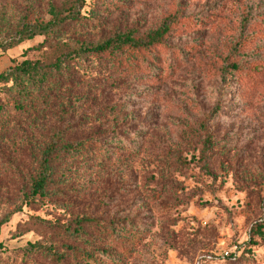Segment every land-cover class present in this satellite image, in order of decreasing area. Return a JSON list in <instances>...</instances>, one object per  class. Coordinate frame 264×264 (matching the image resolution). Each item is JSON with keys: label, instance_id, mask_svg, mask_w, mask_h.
Instances as JSON below:
<instances>
[{"label": "rangeland", "instance_id": "374dc122", "mask_svg": "<svg viewBox=\"0 0 264 264\" xmlns=\"http://www.w3.org/2000/svg\"><path fill=\"white\" fill-rule=\"evenodd\" d=\"M68 15L59 47L35 50L36 36L0 49V73L167 31L148 49L86 56L108 79L83 78L21 117L16 91H0V264H58L36 243L78 264L65 247L84 246L51 225L82 216L99 222L98 264H264V0H0V43ZM58 136L108 156L61 157L65 198L26 200L38 150Z\"/></svg>", "mask_w": 264, "mask_h": 264}, {"label": "trees", "instance_id": "16d2710c", "mask_svg": "<svg viewBox=\"0 0 264 264\" xmlns=\"http://www.w3.org/2000/svg\"><path fill=\"white\" fill-rule=\"evenodd\" d=\"M72 16L57 18L54 21H49L41 24H22L17 29L16 34L8 42L0 43V49L2 51L10 50L24 41L33 39L36 36L44 37L43 43L36 47L35 50L43 47L57 48L61 38V31L59 26L71 19ZM74 18V17H73ZM167 27L163 25L161 28L148 35L144 40H135L131 37H115L97 45H91L66 51L47 63L39 61L23 60L21 62L12 61V65L9 66L4 72L0 73V91L2 93H12L16 91V98L10 99V105H12L18 116L26 114L29 108H34L37 105H46L47 99L50 97L63 96L66 94V87H69L72 83H78L83 78L93 80V76L102 77L108 79L102 65L89 63L84 65V58L90 55H102L104 53L121 52L122 48L129 47L133 50L148 49L153 45L160 43L161 37L166 33ZM111 68H118L119 62H113L110 64ZM107 77H106V76ZM11 84L10 87H7ZM2 86V87H1ZM65 89V93L62 91ZM69 99V98H68ZM65 100L62 104H70L71 102ZM84 104V103H82ZM69 105V106H70ZM105 113L108 109L113 108L101 105ZM0 108L1 104H0ZM2 110V109H0ZM67 124L58 126L54 130L56 134L66 133ZM5 125V121L0 119V129ZM54 132V133H55ZM101 143L92 139L72 140L69 137L63 138L62 136L50 137L41 148L38 150V158L36 159L37 168L34 170L33 176L30 178L29 190L24 194L26 200L34 199L36 197L40 199L50 198L55 202L60 198H65L64 190L61 191L62 185H67V173L69 168L64 170L65 173L59 170V159L66 155L75 156L86 161H91V158L97 156L100 159H104L108 156L107 150H102L98 154L94 152L96 147L101 149ZM63 194V195H62ZM68 203H65L67 205ZM4 221H0V226ZM54 229L61 230L67 239L75 240L77 244L83 245L82 249L77 251L74 245H67L65 248L71 254H80L83 260L78 264H98L95 259L97 253L108 258L107 250L104 247H100L102 243L101 238L95 237L94 232L96 227L100 228L97 219L90 216L77 217L73 221L65 224H53ZM109 229L115 231L113 225H108ZM110 236V234H108ZM264 240V239H263ZM99 245V247H98ZM32 248L47 253V256L58 264H64L65 261L62 255L56 253L52 247L43 248L41 244L36 243L31 245Z\"/></svg>", "mask_w": 264, "mask_h": 264}, {"label": "built area", "instance_id": "2783aa9c", "mask_svg": "<svg viewBox=\"0 0 264 264\" xmlns=\"http://www.w3.org/2000/svg\"><path fill=\"white\" fill-rule=\"evenodd\" d=\"M195 264H198L197 262Z\"/></svg>", "mask_w": 264, "mask_h": 264}]
</instances>
